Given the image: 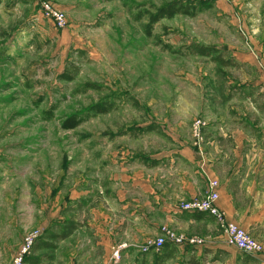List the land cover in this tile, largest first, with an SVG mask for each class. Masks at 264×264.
Masks as SVG:
<instances>
[{"label":"rangeland","instance_id":"374dc122","mask_svg":"<svg viewBox=\"0 0 264 264\" xmlns=\"http://www.w3.org/2000/svg\"><path fill=\"white\" fill-rule=\"evenodd\" d=\"M40 1L0 0L3 213L16 214L18 251L40 233L25 264H114L117 250L85 256L73 222L61 225L68 240L57 239L63 203L122 185L112 157L119 164L144 156L148 166L150 155L170 148L169 134H191L199 145L209 122L235 111L264 121V0H47L65 14L64 28L43 15ZM197 46L217 52L199 55ZM72 118L79 124L66 128ZM64 214L74 219L73 210ZM212 225L210 237L161 228L226 243Z\"/></svg>","mask_w":264,"mask_h":264},{"label":"crops","instance_id":"0c3cea01","mask_svg":"<svg viewBox=\"0 0 264 264\" xmlns=\"http://www.w3.org/2000/svg\"><path fill=\"white\" fill-rule=\"evenodd\" d=\"M244 116L238 110L224 121L209 122L199 145L191 134H169L170 148L150 155L148 166L144 156L119 164L112 157L111 170L116 175L121 172L122 185L102 197L77 196L65 201L54 224L57 239L68 240L71 231L64 232L61 225L73 222V232L81 233L85 256L96 258L105 252L104 257L112 258L117 250L114 264H264L261 258L212 237L203 244L167 243L161 250H141L145 241L160 233L162 224L188 235L210 237L209 227H218L213 217L179 207L183 200L204 196L209 180H218V205L228 218L264 243V121ZM147 170H154L152 180ZM71 210L74 219L64 214ZM9 212L3 213L0 201V264L11 263L23 239L16 214ZM46 218L50 224L49 215Z\"/></svg>","mask_w":264,"mask_h":264},{"label":"built area","instance_id":"2783aa9c","mask_svg":"<svg viewBox=\"0 0 264 264\" xmlns=\"http://www.w3.org/2000/svg\"><path fill=\"white\" fill-rule=\"evenodd\" d=\"M40 1V0H39ZM212 1V0H206ZM41 9L43 15L55 21V24L58 28H64L66 25V17L65 14L53 9L52 3L47 0H41ZM203 125L202 120H198L196 122V136L200 138L201 135V127ZM220 198L219 194V182L218 180H209L208 190L206 194L202 197H195L192 200L183 203L180 205V209L184 211L205 213L211 217H213L220 229L224 232L227 240L226 244L230 246H235L244 251L247 254H250L254 257L261 258L264 260V244L257 241L253 237H251L247 231L240 227L235 222L231 221L226 213L219 207L218 200ZM162 234L161 237L157 239L151 240L148 243L144 244L141 247L143 252H147L151 249L161 250L165 244L167 243H175L177 245H185V244H203L204 241L198 238H188L184 235H175L168 228L162 227L160 230ZM40 236V233L33 232L30 233L25 241L24 245L18 251L16 256L13 258L11 264H25V260L28 254L29 248L33 245L35 239Z\"/></svg>","mask_w":264,"mask_h":264},{"label":"trees","instance_id":"16d2710c","mask_svg":"<svg viewBox=\"0 0 264 264\" xmlns=\"http://www.w3.org/2000/svg\"><path fill=\"white\" fill-rule=\"evenodd\" d=\"M167 12H168V16H173L174 13L179 12V9L174 7V8L168 9ZM195 48H197L196 53H198L199 55L211 56L214 52H217L213 47H199V46H197ZM215 60L224 66L230 65L232 62L230 60L223 59V57H221L219 55H215ZM78 124H79V121L75 118H72L70 121H68L65 124V127L66 128H75Z\"/></svg>","mask_w":264,"mask_h":264}]
</instances>
